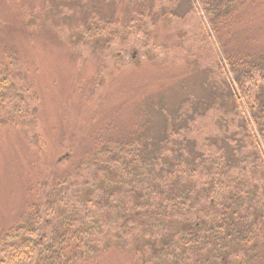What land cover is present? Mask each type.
Masks as SVG:
<instances>
[{
    "label": "rangeland",
    "instance_id": "rangeland-1",
    "mask_svg": "<svg viewBox=\"0 0 264 264\" xmlns=\"http://www.w3.org/2000/svg\"><path fill=\"white\" fill-rule=\"evenodd\" d=\"M145 1L144 11L152 2ZM136 3L0 0V80L5 81L0 90V242L24 214L28 191L43 176L75 175L54 174L56 162L70 169L100 146L119 147L138 137L159 145L161 140L154 138L163 127L160 111L174 114L185 101L192 109L200 107L203 119L189 129L197 131L187 136L188 148L210 147L212 134L237 127L241 117L227 126L223 110L212 109V89L219 94L233 83L222 49L238 62L264 52V0L230 2L216 29V0H153L155 11L162 5L181 16H167L169 24L159 16L133 24ZM237 111L244 113L238 106ZM82 175L78 183L89 179L84 171ZM45 181L49 188L54 177ZM117 211L118 216L104 215L96 224L102 232L112 223L125 226L130 235L115 233L84 264H174V257L182 254L181 242L152 248L147 244L150 234L136 226L142 219L128 225L126 215ZM163 251L169 255L159 254ZM182 260L194 264L189 255ZM249 264H264V258Z\"/></svg>",
    "mask_w": 264,
    "mask_h": 264
},
{
    "label": "trees",
    "instance_id": "trees-1",
    "mask_svg": "<svg viewBox=\"0 0 264 264\" xmlns=\"http://www.w3.org/2000/svg\"><path fill=\"white\" fill-rule=\"evenodd\" d=\"M135 1L133 24L143 23L145 16H159L166 24L170 23L167 16L181 18L167 6L155 11L153 0L146 11L145 0ZM232 1L216 0L212 29L221 24ZM221 52L233 83L219 94L212 89V109L223 110L227 126L235 116L241 117L238 129L212 134L210 147L188 148L187 136L197 131L189 129L203 115L200 107L192 109L190 101H185L174 114L160 111L163 127L154 138V142L161 140L159 145L135 137L119 147L100 146L91 158L70 169H61V162H56L54 174L68 176L74 171L75 175L49 173L45 176L54 177L51 187L43 176L29 189L30 203L24 214L0 242V264H84L115 233L130 235L131 229L125 226L112 223L102 232L96 224L104 215L118 216V208L128 225L142 219L136 226L150 234L147 244L152 248L169 241L187 246L174 257V264H186L184 255L193 258L194 264L209 260L212 264H227V260L249 264L264 258L260 256L264 253V52L248 54L241 62ZM4 84L1 79L0 90ZM218 122L214 120L213 126ZM83 171L89 179L78 183ZM72 188L73 195L69 193Z\"/></svg>",
    "mask_w": 264,
    "mask_h": 264
}]
</instances>
